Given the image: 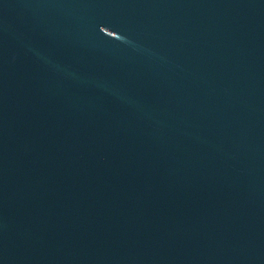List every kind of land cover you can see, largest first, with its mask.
I'll return each mask as SVG.
<instances>
[{"label":"water","instance_id":"95a60500","mask_svg":"<svg viewBox=\"0 0 264 264\" xmlns=\"http://www.w3.org/2000/svg\"><path fill=\"white\" fill-rule=\"evenodd\" d=\"M0 264H264V0H0Z\"/></svg>","mask_w":264,"mask_h":264}]
</instances>
